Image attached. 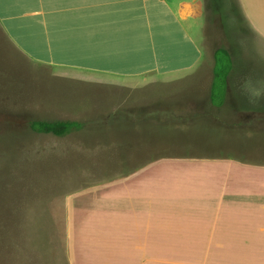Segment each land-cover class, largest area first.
Segmentation results:
<instances>
[{
	"label": "crops",
	"instance_id": "crops-1",
	"mask_svg": "<svg viewBox=\"0 0 264 264\" xmlns=\"http://www.w3.org/2000/svg\"><path fill=\"white\" fill-rule=\"evenodd\" d=\"M204 1L0 0V50L11 45L36 63L103 76L82 75L84 82L136 86L139 75L173 81L201 60L184 22L204 15ZM238 3V32L247 34L238 44L264 56V0ZM230 42L223 103L211 102L210 86L205 102L185 113L170 109L171 116L224 133H233L242 118L264 117V106L237 104L262 102L264 64L238 60ZM190 138L173 145L188 146ZM214 143L196 139L193 146L205 150ZM148 159L110 183L65 198L66 253L60 262L264 264V161L219 152Z\"/></svg>",
	"mask_w": 264,
	"mask_h": 264
},
{
	"label": "rangeland",
	"instance_id": "rangeland-1",
	"mask_svg": "<svg viewBox=\"0 0 264 264\" xmlns=\"http://www.w3.org/2000/svg\"><path fill=\"white\" fill-rule=\"evenodd\" d=\"M204 4L203 16L184 22L201 60L193 72L173 81L139 75L136 86L107 84L112 79L84 82L82 75L103 76L36 63L11 45L0 50V264H63L65 198L110 183L148 158L219 152L264 161V117L242 118L233 133H224L205 124L190 126L198 120L169 112L193 110L195 102H205L218 47L232 41L238 60L244 58L252 67L264 64L262 53L242 51L245 45L238 44L247 35L238 32L243 22L238 0ZM260 98L262 102L237 104L263 107L264 96ZM34 119L84 125L58 136L33 130ZM188 137L194 139L188 146L173 145ZM196 139L215 143L202 151L193 146Z\"/></svg>",
	"mask_w": 264,
	"mask_h": 264
},
{
	"label": "trees",
	"instance_id": "trees-1",
	"mask_svg": "<svg viewBox=\"0 0 264 264\" xmlns=\"http://www.w3.org/2000/svg\"><path fill=\"white\" fill-rule=\"evenodd\" d=\"M231 63V54L226 46L218 47L214 52V75L210 90V100L216 105L223 103L222 98L226 93L227 73ZM83 125V122L71 119H34L30 122L33 130L58 136L79 129Z\"/></svg>",
	"mask_w": 264,
	"mask_h": 264
}]
</instances>
